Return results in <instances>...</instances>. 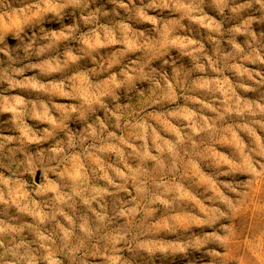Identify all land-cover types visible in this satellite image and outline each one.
<instances>
[{
    "label": "clouds",
    "instance_id": "obj_1",
    "mask_svg": "<svg viewBox=\"0 0 264 264\" xmlns=\"http://www.w3.org/2000/svg\"><path fill=\"white\" fill-rule=\"evenodd\" d=\"M0 264H264V0H0Z\"/></svg>",
    "mask_w": 264,
    "mask_h": 264
}]
</instances>
